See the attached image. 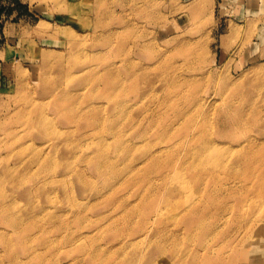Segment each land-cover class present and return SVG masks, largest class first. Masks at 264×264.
Here are the masks:
<instances>
[{
	"label": "rangeland",
	"instance_id": "obj_1",
	"mask_svg": "<svg viewBox=\"0 0 264 264\" xmlns=\"http://www.w3.org/2000/svg\"><path fill=\"white\" fill-rule=\"evenodd\" d=\"M105 75L110 85L100 80L92 87L91 79ZM59 87L91 95L73 115L95 117L96 126L65 122L69 113L57 108ZM89 103L100 108L89 111ZM259 111L264 112V0H0V180H6L0 186V264H12L13 252L28 264H72L90 247L102 250L97 264H184L172 258L184 255V248L191 250L187 260L197 256L203 264H264V172L244 168L264 166L263 155L248 152L264 143V114L253 115ZM238 114L246 126L230 132ZM170 120L180 135V161L210 145L241 153L245 165L239 173L188 175L183 182L171 172L167 180L156 178L166 191L159 207L168 210L157 236L183 228L175 208L194 203L207 206L205 226L196 237L175 241L136 233L139 245L121 249L127 238L113 235L112 219L102 216L112 211L113 226L126 230L139 223L138 209L146 204L129 212L138 198L130 190L125 210L107 211L104 203L93 208L108 191L112 169L104 165L106 172H99L92 157L101 153L118 175L127 174L129 164L140 163L149 150L165 149L157 135ZM13 178L20 184H10ZM200 190L206 191L203 200ZM27 192L42 211L25 222ZM222 203L234 210L220 208L216 218ZM80 213L85 218L78 230ZM72 232L94 238L48 251Z\"/></svg>",
	"mask_w": 264,
	"mask_h": 264
},
{
	"label": "bare ground",
	"instance_id": "obj_2",
	"mask_svg": "<svg viewBox=\"0 0 264 264\" xmlns=\"http://www.w3.org/2000/svg\"><path fill=\"white\" fill-rule=\"evenodd\" d=\"M80 70H83V69H80ZM61 74H63L62 71L60 73V77H61ZM67 79L69 80L68 77ZM105 79H106V75L104 76V78L95 76L93 79H91L90 84L92 85V87L98 88V82L100 80H103L106 83L108 82ZM108 85H110L109 82H108ZM84 92L85 91L83 89L81 90V92H72L67 87H59L57 90V96L60 98L61 101L57 103V108L60 109V112L63 115L69 113V116L67 117V119H64V120L65 122L71 125L79 121V122L84 123L83 125H86L87 127L96 126L97 119L95 117L92 118L90 121H86V120L81 119L80 117L73 115V110L76 107V105L79 106L83 102H88V98L91 97L90 94L86 95L87 92L86 93ZM87 107L89 111H92L93 108L96 110L99 106H96V105L94 106L93 104L89 103L87 104ZM223 113H224L223 115L226 117L230 116L232 118L233 116V113L232 112L229 113V111H226ZM261 114H264V112L262 111L254 112L253 115L261 118L262 117ZM175 123H176L175 120L167 121L165 126L160 127V129L158 130L157 137L161 140V143L164 144L165 149L160 150V151H155V152H152V150H149L148 152L145 153L143 160L140 163H138L135 166H132L131 164H129L126 170L128 171L127 174L121 173L118 175V172H116V169H114L113 161L105 160L103 158V154L101 153H97V156L92 157V164L99 172H103V173L106 172V168L104 165H108L107 168L112 169V172L108 175V179H109L108 191L103 193L102 196L99 197L96 202H94V204L92 205L93 208L98 207L100 204L104 203L105 207H108L107 211L112 210V209L117 210V211H119L118 209L125 210L130 204V202H128V200L131 198L130 190H133V193H134L133 197H135L136 199V197L138 196V198L136 200L137 203L134 204L133 207H131L132 209H130L129 212L132 210V212L134 213L135 210L133 208H138L139 206L146 204L143 206L144 209H141V208L138 209L139 214L141 215V218H139L140 221L139 220L137 221L139 223H136V225L132 227L128 226L126 230L124 228L117 230L113 226L115 222L117 221V219L113 217L112 211H110L111 214L108 213L102 216L103 219L105 220L112 219L110 223V227H113V229L115 230L113 235L115 236L125 235V238H127V240H125L124 243L122 244L123 246L121 247V249H125L127 245H129V247L139 245V242L141 241L139 240V242H134V239H133V236L136 233L139 236L145 235V238L152 237L153 239L152 241H154V237L156 235L155 233L156 226L161 222L162 218H164L165 216L164 214L168 211V210L164 211V208L159 207L160 204H162L160 197L161 195L164 196L166 191L161 192L163 188L156 186L154 182L155 180H157L158 178L167 180L166 175H168V173L170 172L177 174L176 175L177 177L175 178L177 179L178 182L180 181L183 182L182 178L188 175L209 174L210 172L239 173L243 168L242 164L245 165V162H242V158L240 157L242 156L241 153H235L234 151L230 150L231 148L227 149V148H222L219 146L212 147L210 145L201 146L200 147L201 151L192 160L180 161V159L177 157L176 153H178V151L176 149L179 146H181L180 144L181 141L177 139L180 135L178 134V129L174 127ZM44 124H46V122ZM229 126L230 128L229 127L228 128L230 129V132L234 133V130L236 129L238 130L240 128L243 129L246 126V122L243 116L242 115L240 116L238 114L234 116L233 119H231V123L229 124ZM47 133L48 131L45 130L42 134H47ZM85 138L86 136H82L81 138H78L75 145H77L79 142H82ZM255 146L256 147L252 146L251 148H249L248 152H250L253 156H257V158L260 155H263L264 157V143L261 145H255ZM103 150L104 149L102 147V151ZM176 157L178 158L177 160H176ZM257 158H255L254 160H257ZM103 160H105V162H103ZM48 161H50V158H48ZM197 161L199 162V164L196 165L195 163ZM66 162L67 161L64 160V164H66ZM257 165L258 163L256 164V166H253L252 164L251 165L247 164L244 168L247 171L253 172V171L259 170V171L264 172V166L257 167ZM6 173L8 177L12 178L13 176L12 169L7 168ZM25 174L28 175L29 172L27 171L25 172ZM148 175H151V176L147 178ZM23 177L25 178L24 175ZM145 177L146 179L142 180ZM76 179L78 181H81L80 177H77ZM9 182L12 185L20 184V180L18 178H13V180H10ZM5 183H6V180H0V186L4 185ZM171 188L172 187H168L169 192ZM41 189L42 187H40V190ZM219 189L220 188L217 187L215 191L220 192ZM205 192H206L205 190L204 191L200 190L199 197L201 198V200H203L205 196ZM26 194H28L27 199H28L29 206H26V207L29 209V214L26 219L25 218H22V219L25 222L26 221L28 222L32 219L37 218V215L42 211V207H38L34 205L32 203V195L29 192H27ZM147 196H151L152 200H148ZM241 200L238 199L236 200V202H239ZM173 202L174 203L172 204L177 203V201L175 200H173ZM14 203L15 201H12V204ZM232 205L233 204L228 205V203H225V204L222 203L218 209L216 208V211L213 213V215H215L216 218L217 216L221 217L222 212L219 213V211H220V208H224V207L230 208V213L233 212L234 210L233 207L235 206H232ZM6 208H9V206L5 205L3 207L4 210ZM206 209H207V206H204L203 208H201L200 206H195V203L191 207L189 206L188 208H184L181 210H179V208H175L176 211L174 210L175 211L174 217L175 218L179 217L180 220L185 224V226L179 229L178 228L171 229L170 232L167 231L168 232L167 236H165L167 233H163L161 236L159 235L160 233H158V236L156 235L158 237V240H160L161 238V240L163 241H168V240L175 241L178 239V237H183L185 239L196 237L200 233V229L202 227L204 228L205 226V223L202 220L208 217L209 211H207ZM169 217L170 215H167L165 219H168ZM84 218L85 216L82 215L81 213L77 216L76 222L78 223V228H77L78 230L79 228H82L83 226L82 220ZM57 219L61 220L62 218L58 216ZM25 222H21L20 224H24ZM59 222L63 224V221H59ZM9 223H11L12 225L16 224L14 222H11L10 217H9ZM32 224H35V221H33ZM162 224H164L163 225L164 228L167 225V223H162ZM65 226L60 227V230L66 233ZM64 237L65 236L61 237L60 239L59 238L56 239L57 242H55L54 245L50 244V246H48L49 247L48 251L58 250L60 247L63 248L64 245L62 244L65 243V245H69L73 243L74 241L78 240L79 238H86V239L94 238V236H91L89 233L84 234L83 232L81 233L72 232V234L68 235L65 240H64ZM195 240L197 241V239ZM29 248H31V246H29ZM91 249L93 250L90 251L89 254H86L82 256L81 258L74 259L72 264H97L98 262H100L101 261L100 259L102 256L101 255L102 250H100L99 248L90 247V250ZM189 250L188 248H184V253H185L184 255H182V253L181 254L173 253L172 258L175 260L177 259L178 261L179 260L186 261L184 262V264H201L203 262L202 261L203 259L201 260L202 262L201 261L198 262L197 256H194L192 260H187L188 254H186L187 253L186 251H189ZM10 257H11L12 264H28L27 262L26 263L23 262L22 259L19 257V255L15 252L11 253ZM27 258H29V256ZM31 258L33 259L35 258V256L31 255ZM151 264H157V263L152 262ZM214 264H222V263L214 262ZM224 264H232V262H225Z\"/></svg>",
	"mask_w": 264,
	"mask_h": 264
}]
</instances>
